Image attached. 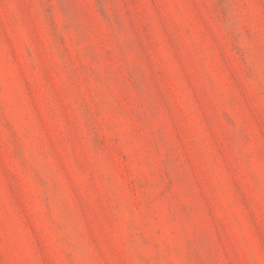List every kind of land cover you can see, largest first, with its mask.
Here are the masks:
<instances>
[{
    "label": "rangeland",
    "instance_id": "374dc122",
    "mask_svg": "<svg viewBox=\"0 0 264 264\" xmlns=\"http://www.w3.org/2000/svg\"><path fill=\"white\" fill-rule=\"evenodd\" d=\"M0 264H264V0H0Z\"/></svg>",
    "mask_w": 264,
    "mask_h": 264
}]
</instances>
